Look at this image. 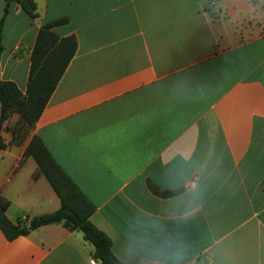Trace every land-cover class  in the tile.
<instances>
[{"label":"crops","instance_id":"obj_1","mask_svg":"<svg viewBox=\"0 0 264 264\" xmlns=\"http://www.w3.org/2000/svg\"><path fill=\"white\" fill-rule=\"evenodd\" d=\"M33 1L32 19L0 0V79L25 92L48 22L76 48L30 130L1 123L6 217L59 207L26 153L37 136L123 264H264V0ZM92 250L62 223L0 229V264H90Z\"/></svg>","mask_w":264,"mask_h":264},{"label":"trees","instance_id":"obj_2","mask_svg":"<svg viewBox=\"0 0 264 264\" xmlns=\"http://www.w3.org/2000/svg\"><path fill=\"white\" fill-rule=\"evenodd\" d=\"M16 1L32 19L36 17L33 0ZM6 13L7 2L4 4L0 18V28ZM63 21V18L57 19L39 28L30 55L24 93L13 81L0 79V126L2 121L14 112L29 127H32L38 118L76 48L74 36L58 37L51 31L54 25ZM2 49L0 39V54ZM26 153L34 158L38 168L57 194L60 203L57 209L34 215L26 225H20L12 223L6 217L7 203L0 197V229L6 238L12 239L17 235L27 234L30 230L44 224L62 223L67 229L82 233L83 239L93 246L92 257L98 259L101 264H123L112 253L109 237L90 221L93 204L55 163L37 136H32L30 139Z\"/></svg>","mask_w":264,"mask_h":264},{"label":"rangeland","instance_id":"obj_3","mask_svg":"<svg viewBox=\"0 0 264 264\" xmlns=\"http://www.w3.org/2000/svg\"><path fill=\"white\" fill-rule=\"evenodd\" d=\"M15 113V112H14ZM12 113V114H14ZM12 114H10L9 116H11ZM17 114V113H15ZM16 116V115H15ZM11 123L10 124V128H12L13 130H17V131H24V132H27L30 130L31 127H29L24 121H22L20 118H19V115H18V118L15 117L13 119H11L10 121Z\"/></svg>","mask_w":264,"mask_h":264},{"label":"built area","instance_id":"obj_4","mask_svg":"<svg viewBox=\"0 0 264 264\" xmlns=\"http://www.w3.org/2000/svg\"><path fill=\"white\" fill-rule=\"evenodd\" d=\"M97 262H99V260H98V259H95V258H91V259L89 260V263H90V264H96Z\"/></svg>","mask_w":264,"mask_h":264},{"label":"clouds","instance_id":"obj_5","mask_svg":"<svg viewBox=\"0 0 264 264\" xmlns=\"http://www.w3.org/2000/svg\"><path fill=\"white\" fill-rule=\"evenodd\" d=\"M176 259H177V264H178L179 258L177 257Z\"/></svg>","mask_w":264,"mask_h":264}]
</instances>
